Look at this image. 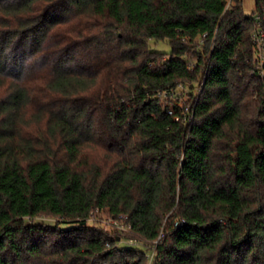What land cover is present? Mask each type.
I'll return each instance as SVG.
<instances>
[{"label": "trees", "instance_id": "obj_1", "mask_svg": "<svg viewBox=\"0 0 264 264\" xmlns=\"http://www.w3.org/2000/svg\"><path fill=\"white\" fill-rule=\"evenodd\" d=\"M263 12L0 0V264H264ZM178 84L183 106L156 97Z\"/></svg>", "mask_w": 264, "mask_h": 264}, {"label": "built area", "instance_id": "obj_2", "mask_svg": "<svg viewBox=\"0 0 264 264\" xmlns=\"http://www.w3.org/2000/svg\"><path fill=\"white\" fill-rule=\"evenodd\" d=\"M253 20L255 22V28L252 30L250 38L252 41V45H253V54H252V59L256 64V68H257V73L261 76L264 77V12L263 13H257L253 16ZM205 33L202 34V37H205ZM194 67L193 62H189L187 65V68L192 70ZM195 90H193V92H195ZM188 92H190L188 86L184 85V84H178L176 87L174 88H169V89H165V90H158L156 92V97L159 99L160 102L164 103V104H168V105H178L181 107V104H179V102H177V94H182L188 96ZM172 100V103L168 101ZM171 111H169L170 113ZM177 119V118H176ZM95 217L91 216L90 220H94ZM112 227L116 228L117 230L121 231V232H126L129 230V226L125 225L123 223V221H118L115 219H112ZM179 222H183V220L180 221H175L173 223L174 226H176ZM164 233L163 231H160V233L158 234L156 240L154 241V243H157L162 237H163ZM137 239L136 238H129L126 239V243L133 245L135 243H137ZM152 255H150L148 258L151 260Z\"/></svg>", "mask_w": 264, "mask_h": 264}, {"label": "rangeland", "instance_id": "obj_3", "mask_svg": "<svg viewBox=\"0 0 264 264\" xmlns=\"http://www.w3.org/2000/svg\"><path fill=\"white\" fill-rule=\"evenodd\" d=\"M227 2H229V0H227ZM242 7H243V11L246 15H251L255 13V0H242ZM150 48L152 50L155 51H159V52H166L168 53L170 51V45L168 43L167 40H151L150 41ZM197 90V89H196ZM177 102H179V104H181V106L184 105L185 101L187 100L188 96L183 95V93L181 94H177ZM191 98V96H190ZM171 102L172 100H169L168 103ZM93 217H95V219L98 220V222H100L105 229L107 230H111V226H112V220L110 219V217L102 212V211H96L93 213L92 215ZM64 226H67V224H65ZM121 245L126 246V247H133V248H138L141 250H146L143 246L139 245V244H134V245H128L125 242H122Z\"/></svg>", "mask_w": 264, "mask_h": 264}]
</instances>
